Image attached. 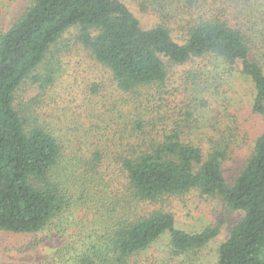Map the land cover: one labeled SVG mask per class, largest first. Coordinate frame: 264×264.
<instances>
[{
  "label": "trees",
  "instance_id": "obj_1",
  "mask_svg": "<svg viewBox=\"0 0 264 264\" xmlns=\"http://www.w3.org/2000/svg\"><path fill=\"white\" fill-rule=\"evenodd\" d=\"M143 4L161 16L150 30L141 27L121 0H31L9 30L0 32V232L37 237L56 222L61 224L75 197L81 207L98 213L90 231L77 241L76 250L81 245L82 249L75 263L134 264L164 235L170 236L175 254L188 255L216 239L220 226L186 232L176 226L165 203L197 190L244 213L220 245L216 264H264V133L229 184L223 165L234 139L230 126L204 151L190 139L193 120L198 123L192 112L195 103L172 108L163 100L156 111L146 110L151 115L163 110L162 116L171 122L161 133L155 131L156 121L141 112L144 96L154 98L150 91L160 95L167 90L165 57L174 65H194L185 76L201 82L194 89L196 104L204 110L229 78L241 72L253 83V111L264 118V0H144ZM74 27L80 29V44L110 75L112 91L124 94L113 96H120L114 108H125V115L118 113L110 123L101 122V128L93 125L73 138L76 146H82L91 138L106 143L112 142L111 135L120 136L113 146L123 150L117 156L124 188L111 193L105 189L95 198L87 193L89 181L82 178L83 171L78 175L74 171L75 180L67 182L55 171L68 149L65 142L44 127L28 125L15 106L18 91L37 78L52 47ZM212 65L215 70L206 72ZM52 78L50 72L41 85L42 95L52 88ZM200 91L206 96L200 98ZM94 157H103L101 148L92 161ZM92 161H86L85 168ZM73 188L79 189L80 197ZM57 252V256L70 253V245Z\"/></svg>",
  "mask_w": 264,
  "mask_h": 264
},
{
  "label": "rangeland",
  "instance_id": "obj_2",
  "mask_svg": "<svg viewBox=\"0 0 264 264\" xmlns=\"http://www.w3.org/2000/svg\"><path fill=\"white\" fill-rule=\"evenodd\" d=\"M121 1L140 21L144 30H150L160 23L161 16L146 7L144 0ZM30 2L31 0H0V32L8 31ZM79 33V28H71L52 47L40 74L35 75L37 78L30 80L18 91L15 106L22 111L28 125L44 127L65 142L68 149L63 153L60 169L55 171L59 172V178L65 182L73 179L74 171L75 175L83 171L82 178L89 181L87 193L90 198H95L105 189L111 193L112 189L124 188L117 156L123 150L117 151L113 146V143L119 142L120 136L111 135L112 142L106 143L101 138H91L84 140L82 146H76L73 138L78 134L83 135L84 129L93 128V125L98 124L101 128V122L110 123L112 117L118 113L125 115L126 112L122 107L115 110L116 101L121 100L119 97L124 94L112 91L114 84L110 75L94 61L90 51L80 44ZM174 39L181 42L175 34ZM163 60L170 75L167 90L160 95L155 90L150 91L154 98L144 96L141 100L144 105L142 114L149 120L156 121L155 131L161 133L168 131L166 124L171 125V122L162 116L163 110L161 113L154 112L153 115L148 111H156V106H161L163 100L172 108L176 104L188 107L195 103L197 108L192 112L198 123L193 120L194 128L189 130L190 139L204 151L209 148L211 139L223 138V131L230 126L234 139L229 157L223 165V173L226 181L231 184L250 158L254 141L264 133V118L253 111L252 81L237 71L219 90L220 95L210 101L209 109L204 110L200 104H196L194 89V85L200 86L201 82L185 76V72L193 69L194 65H174L165 57ZM214 66H210L206 72L214 71ZM50 72L53 77L52 88L42 95L41 85ZM113 94L122 95L117 97ZM201 95L206 96V93L200 91L198 96L201 98ZM160 117L164 120L161 121ZM118 122L123 125L120 120ZM100 148L103 157L97 160L94 157L92 161L93 153ZM86 161H92L89 168L84 166ZM73 192L77 197L80 195L78 188H73ZM165 209L175 215L176 226L186 232L198 233L207 227L220 226V234L199 251L181 256L174 253L170 236L164 235L148 250L138 255L134 264H216L220 245L228 239L232 228L244 217L243 212L230 210L222 199L203 195L197 190L170 198L165 203ZM66 210L68 212L62 218L61 224L60 221L56 222L37 237L0 232V263L78 264L75 263V258L82 245L77 251V241L94 225L98 213L91 207H81L75 202V197ZM33 242L36 246L32 245ZM65 245H70V253L64 252L57 256V251Z\"/></svg>",
  "mask_w": 264,
  "mask_h": 264
}]
</instances>
